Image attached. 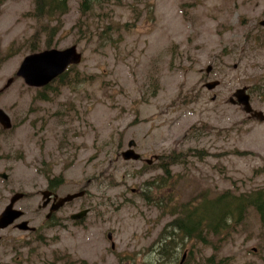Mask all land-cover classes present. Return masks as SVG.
Here are the masks:
<instances>
[{
	"label": "rangeland",
	"instance_id": "374dc122",
	"mask_svg": "<svg viewBox=\"0 0 264 264\" xmlns=\"http://www.w3.org/2000/svg\"><path fill=\"white\" fill-rule=\"evenodd\" d=\"M110 5L117 22L135 23L122 27L115 42L92 35L99 21L93 31L75 26L78 0H71L53 48L77 45L83 59L74 66L86 80L42 88L16 76L31 53L33 0L2 6L0 107L12 127L0 124V174L8 176L0 175V214L14 193L24 192L15 208L25 215L0 229V264H181L183 257L189 264H264V223L254 211L225 239L196 246L190 240L169 261L157 252L158 237L173 216L142 193L146 180L164 173L160 164L179 155L183 162L170 166L174 185L159 198L200 201L202 194L264 188V121L230 101L249 86L253 106L264 112V0ZM12 44L16 51L5 58ZM213 80L220 83L210 89L205 83ZM38 89H46L47 99ZM131 140L147 158L160 154L161 163L125 160ZM57 177L60 196L88 193L58 210L50 219L61 223L55 226L41 204ZM87 206L89 214L74 224L71 214ZM22 221L38 230L17 228Z\"/></svg>",
	"mask_w": 264,
	"mask_h": 264
},
{
	"label": "trees",
	"instance_id": "16d2710c",
	"mask_svg": "<svg viewBox=\"0 0 264 264\" xmlns=\"http://www.w3.org/2000/svg\"><path fill=\"white\" fill-rule=\"evenodd\" d=\"M134 1L143 2V0ZM6 2L7 0H0V11ZM70 2L71 0H33V7L28 11V15L35 20L36 26L34 32L26 40V46L31 53L40 51L42 48H52L55 45V39L64 26V17L70 10ZM110 2L111 0H78L79 16L74 25L80 29L91 30L92 24L95 25V21H99L97 22V32L92 35L96 34L102 40L107 39L115 42L117 38H114V35L120 33L122 27L131 29L135 23L121 24L117 22L114 18L115 7L111 6ZM131 10L138 14L139 8L133 6ZM12 45L9 47L7 55L5 54V58L16 51V46ZM75 67L70 66L56 78L57 80L52 82L57 81L59 85L85 82V77ZM72 71H74L73 74ZM45 87H51V83ZM38 90V97L47 99L46 89ZM174 162H183V156L179 155L176 159L163 163L164 173L162 176L158 175L148 179L142 186L143 198L147 203L160 208L163 213L173 216V220L167 222L158 237L160 247L157 252L163 257L166 256L171 262L175 261L177 249L188 244L190 240H194L196 246L198 244L210 245L213 243V238L216 239V237L218 240L225 239L252 211L257 212L260 220L264 223L263 187L239 193L227 189L214 197L202 194L200 201H197V196L186 201L172 200L170 197L159 198L161 189L173 184L170 166ZM61 181L60 177L50 180L55 187ZM208 261L212 262L213 258H208ZM181 264H189V262L184 260Z\"/></svg>",
	"mask_w": 264,
	"mask_h": 264
},
{
	"label": "water",
	"instance_id": "95a60500",
	"mask_svg": "<svg viewBox=\"0 0 264 264\" xmlns=\"http://www.w3.org/2000/svg\"><path fill=\"white\" fill-rule=\"evenodd\" d=\"M264 24V21H262ZM83 59V54L78 51L77 45H72L64 49L47 48L41 51L29 53L21 62L16 76L23 78L25 83L32 87H44L50 84L53 80L63 74L70 65H77ZM211 67L208 68V71ZM14 77L10 78L6 86H9ZM220 83L218 80L207 82L205 85L212 89ZM230 101L234 104H239L242 109L249 115V118L258 119L264 121V112L262 110L255 109L251 102V94L248 92V87L244 86L238 88L230 97ZM0 124L5 129L12 127V120L10 115L0 107ZM137 145L135 140H131L128 144V148L122 152V156L125 160L141 158V154L136 151ZM4 178H7V174H0ZM86 190H80L78 192L69 193L65 196H61L57 199V202L52 207L48 216L64 206L67 202L72 201L75 198L85 195ZM44 205H46L52 198V192L49 190L43 191ZM24 192H16L12 195L10 203L6 206L4 211L0 214V229H4L14 224L17 219L24 215V211L15 208V204L20 199L24 198ZM88 210L84 209L71 215L73 219H84ZM17 227L22 230L34 229L29 225V221H22L17 224ZM111 238V234L109 235ZM115 246V245H114ZM113 246V247H114Z\"/></svg>",
	"mask_w": 264,
	"mask_h": 264
},
{
	"label": "flooded vegetation",
	"instance_id": "af4514ba",
	"mask_svg": "<svg viewBox=\"0 0 264 264\" xmlns=\"http://www.w3.org/2000/svg\"><path fill=\"white\" fill-rule=\"evenodd\" d=\"M262 21H264V19L263 20H261L260 21V24L261 25H264V24H262ZM249 92H250V88H249ZM251 93V92H250ZM252 94V93H251ZM160 155V154H159ZM158 154L157 155H154L153 157L151 156V158H147V157H145V156H143L142 154H141V158H140V160H143V161H147L148 163H154L155 162V160H159V163H161V156H159ZM162 164L163 163H161L160 164V168L163 170V167H162ZM164 171V170H163ZM162 176V175H161ZM82 189H84V190H86V193H85V195L88 193L87 192V189L86 188H82ZM81 189V190H82ZM45 190H49V191H51L53 194H52V199L46 204V205H44V200H43V202H42V204H41V206L44 208V209H46V208H48V213H47V215H46V218L48 219V220H50V219H52L53 220V217L55 216V213L58 211V210H60L61 208H59L58 210H55L52 214H51V216H48V214L50 213V211H51V209H52V207L54 206V204L57 202V199L59 198V197H61L58 193H57V191H55V186H53L52 185V183L50 182L49 183V185L47 186V188L45 189ZM44 191V190H43ZM43 191H42V193H43ZM85 195H83V196H85ZM42 197H43V194H42ZM76 199V198H75ZM74 200V199H73ZM72 200V201H73ZM71 202V201H70ZM67 203H69V202H67ZM84 209H87L88 210V213H87V215L89 214V212L91 211V207L90 206H87V207H83L81 210H84ZM80 210V211H81ZM77 212H79V211H77ZM75 213V212H74ZM74 213H72V214H74ZM71 214V215H72ZM25 215V214H24ZM23 215V216H24ZM22 218V217H21ZM21 218H19V219H21ZM19 219H17L16 221H18ZM70 219L73 221V223L74 224H78V223H80V222H82L81 220H83V219H73L71 216H70ZM52 220H50V222H52L51 223V225H55V226H58L59 224H61V223H58V222H56V223H53V221ZM17 225V224H16ZM30 225V224H29ZM17 227V226H16ZM30 227L31 228H34V229H29V230H26V231H31V232H34L35 233V231H37L38 230V227H36V226H31L30 225ZM18 228V227H17ZM1 236H0V242H1ZM182 261H184V257L182 258V260H181V262Z\"/></svg>",
	"mask_w": 264,
	"mask_h": 264
}]
</instances>
